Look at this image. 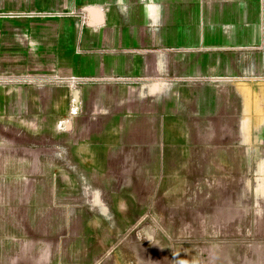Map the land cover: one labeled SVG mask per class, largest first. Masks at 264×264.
<instances>
[{
    "label": "crops",
    "instance_id": "obj_1",
    "mask_svg": "<svg viewBox=\"0 0 264 264\" xmlns=\"http://www.w3.org/2000/svg\"><path fill=\"white\" fill-rule=\"evenodd\" d=\"M123 154L244 235L213 264H264V0H0V264H108Z\"/></svg>",
    "mask_w": 264,
    "mask_h": 264
},
{
    "label": "rangeland",
    "instance_id": "obj_2",
    "mask_svg": "<svg viewBox=\"0 0 264 264\" xmlns=\"http://www.w3.org/2000/svg\"><path fill=\"white\" fill-rule=\"evenodd\" d=\"M81 112V107L75 111L70 108L68 119ZM87 126L98 131L100 122ZM93 141L99 152L101 139ZM102 156L106 163V155L98 153V165ZM160 159L163 155H113L108 170L92 172L97 183L101 177L109 183L107 194L106 188L102 193L100 186L93 187L94 211H98V216L102 213L109 226L108 264H213L219 253L221 258L227 257L229 237L236 239L237 248L243 249L239 242L244 235L228 234V218H214L223 212L216 211L212 202L168 203V170L162 168L168 164ZM234 216L237 220L243 217L239 213ZM216 247H220V252Z\"/></svg>",
    "mask_w": 264,
    "mask_h": 264
},
{
    "label": "built area",
    "instance_id": "obj_3",
    "mask_svg": "<svg viewBox=\"0 0 264 264\" xmlns=\"http://www.w3.org/2000/svg\"><path fill=\"white\" fill-rule=\"evenodd\" d=\"M77 108L74 109V111L76 110ZM75 113V112H74Z\"/></svg>",
    "mask_w": 264,
    "mask_h": 264
}]
</instances>
